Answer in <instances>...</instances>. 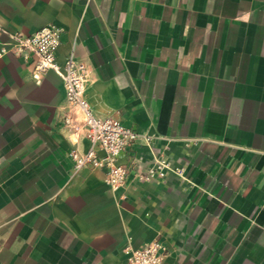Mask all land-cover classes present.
Returning <instances> with one entry per match:
<instances>
[{"label":"crops","instance_id":"0c3cea01","mask_svg":"<svg viewBox=\"0 0 264 264\" xmlns=\"http://www.w3.org/2000/svg\"><path fill=\"white\" fill-rule=\"evenodd\" d=\"M62 28L101 117L151 136L116 190L69 156L61 77L0 60V264H264V0H0V25ZM89 141L82 139L85 151ZM165 160L163 177L137 174Z\"/></svg>","mask_w":264,"mask_h":264},{"label":"built area","instance_id":"2783aa9c","mask_svg":"<svg viewBox=\"0 0 264 264\" xmlns=\"http://www.w3.org/2000/svg\"><path fill=\"white\" fill-rule=\"evenodd\" d=\"M62 42V28L46 24L33 33L9 31L0 25V60L13 54L25 61L33 58L32 77L41 81L44 73L54 71L63 82L66 104L62 123L72 145L69 156L76 171L84 168L104 169V181L113 190L123 187L137 161L121 162L126 151L136 143L150 145L151 136L124 125L119 119L98 116L85 96L88 68L72 51L60 62L57 52ZM82 139L89 141L85 151L79 149ZM169 164L157 160L137 174L140 180L163 177ZM168 249L159 239L127 248L126 264H162Z\"/></svg>","mask_w":264,"mask_h":264}]
</instances>
